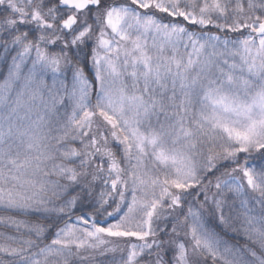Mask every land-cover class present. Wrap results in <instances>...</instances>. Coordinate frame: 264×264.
I'll return each instance as SVG.
<instances>
[{
  "label": "snow or ice",
  "instance_id": "1",
  "mask_svg": "<svg viewBox=\"0 0 264 264\" xmlns=\"http://www.w3.org/2000/svg\"><path fill=\"white\" fill-rule=\"evenodd\" d=\"M0 48L15 51L0 209L62 218L91 198L47 244L55 224L0 216L27 233L0 238V264H72L120 240L115 264H264V164L250 162L264 161V0H0Z\"/></svg>",
  "mask_w": 264,
  "mask_h": 264
},
{
  "label": "trees",
  "instance_id": "2",
  "mask_svg": "<svg viewBox=\"0 0 264 264\" xmlns=\"http://www.w3.org/2000/svg\"><path fill=\"white\" fill-rule=\"evenodd\" d=\"M211 31L213 32L215 30L212 29ZM223 35L224 34H222V36ZM228 35L230 37H232L233 39L236 38L235 34H230L229 33ZM5 56H6V54H5ZM242 160H243V154H242ZM250 162L256 164L257 166H260V164H264V161H261L259 159V154L255 153V152H253L251 154ZM231 167H233V165L225 164V166L221 168V172L230 171ZM217 174L219 175V173H217ZM236 175H239V173H237ZM100 187L102 188V185H100ZM97 191H99V189H97ZM213 191H215V189H213ZM229 195H231V194H229ZM253 195H255V194H253ZM90 200H91V198L86 197L83 201H81L78 204L76 209L70 215L63 216L62 218H59V217H57V216H55L53 214H50V213H45V212H42V211L41 212H37V211H34V210H30V211H27V212H24V213H13V212H6L3 209H0V216L12 215L13 218L16 219V220L25 221V222H28V223H39L41 225H44L45 227H48L50 224H55L56 227L51 228L45 234L44 243L47 244V243H50L51 239H53V237L55 235V231L57 230V228H62L66 223L67 224L71 223L74 219H77V217H79L80 215H82V214H84L86 212L87 213L91 212V204L89 202ZM231 201H233V200L230 199L228 201L229 205H231ZM183 211L184 212L187 211V205H184ZM225 211H226V213H228L229 209L226 207ZM172 215L173 216L180 215V210L177 209ZM181 219H182V217H181ZM109 220H111V219H109ZM170 223H171V217L169 218V226H170ZM217 231L219 232L220 229L217 228ZM229 232H228V235H227L226 239L232 240L233 237L231 238ZM3 237H22V238H27V233L25 232V230L23 228L20 230V232H17L16 228L14 226L0 224V238H3ZM33 239H35V237H33ZM3 242L11 243V241H5L3 239H0V243H3ZM118 243L123 244L124 246H127L123 240H120ZM4 259L7 260V257H4ZM101 261H104V258H102L101 260L100 259H98V260L96 259L95 262L101 263ZM209 264H211V261H209Z\"/></svg>",
  "mask_w": 264,
  "mask_h": 264
},
{
  "label": "rangeland",
  "instance_id": "3",
  "mask_svg": "<svg viewBox=\"0 0 264 264\" xmlns=\"http://www.w3.org/2000/svg\"><path fill=\"white\" fill-rule=\"evenodd\" d=\"M213 30H215V29H213ZM213 33H216L218 35H222L221 33L216 32V30L213 31ZM180 53L184 54L183 48L180 49ZM13 55H15V51L9 52L5 56V54L3 53V49L0 48V81H2L4 76H6L8 65L11 63V57ZM5 57H6V59H5ZM29 66H30V64H29ZM24 70L26 71V68ZM46 80L48 81L49 84L51 83V74L50 73L46 77ZM67 85H68V88L70 90L72 87L71 73L70 72L67 73ZM92 103L93 104L95 103V95L94 94L92 96ZM58 107H59L61 115L63 116V119L66 120L67 117L71 115V112L73 109V103L70 99H68L67 96H65L64 97V103L62 105H59ZM259 167L260 166H257V170H259ZM53 179H55V178L53 177ZM102 187H103V185H102ZM249 195H253V194L249 193ZM231 205H233L235 208H238L239 207V200L231 201ZM257 208H258V206H257ZM109 219H111V218H109ZM76 221H77V219H74L71 223H68V224H75ZM108 222L114 223L115 219H111ZM229 231H230L229 234H230L231 238L233 237L232 240H229V243L244 245L247 242L245 237L243 236L242 232H237V233L233 234L231 230H229ZM133 242L139 243V241H133ZM119 245H120V248L124 249L123 253L121 251L117 250L114 253L109 252V253H106L105 255L102 256V255H100L99 251H93V250L88 249V250H84L81 252V256L87 257V259H85V260L74 259L72 261V264H115V262L119 261L121 256L125 255L127 252V246H124L123 244H120V243H119ZM102 258H104V261H101V263L95 262L96 259L101 260Z\"/></svg>",
  "mask_w": 264,
  "mask_h": 264
}]
</instances>
